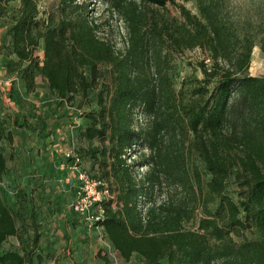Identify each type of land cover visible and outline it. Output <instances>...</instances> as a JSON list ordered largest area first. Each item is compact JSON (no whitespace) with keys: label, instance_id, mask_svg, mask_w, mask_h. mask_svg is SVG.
Masks as SVG:
<instances>
[{"label":"trees","instance_id":"obj_1","mask_svg":"<svg viewBox=\"0 0 264 264\" xmlns=\"http://www.w3.org/2000/svg\"><path fill=\"white\" fill-rule=\"evenodd\" d=\"M9 1L0 0V17L14 8L0 49L15 56L7 62L19 68L25 90L39 75L60 100L93 91L95 106L79 112L88 144L76 154L108 191L96 224L114 253L140 264H264V76L248 71L251 21L233 15L226 0H196L195 13L178 0H101L125 30L116 48L99 35L90 0H44V9L40 0ZM195 48L209 63L198 61L200 76H184L177 87L175 55ZM6 173L0 150V178ZM18 216L0 197V245L18 234ZM38 240L34 231L30 250L0 251V264H33Z\"/></svg>","mask_w":264,"mask_h":264},{"label":"rangeland","instance_id":"obj_2","mask_svg":"<svg viewBox=\"0 0 264 264\" xmlns=\"http://www.w3.org/2000/svg\"><path fill=\"white\" fill-rule=\"evenodd\" d=\"M17 2L9 1L12 7ZM45 2L40 0V8H45ZM178 3L196 12V0H178ZM226 4L233 15L251 21L255 45L248 71L251 75L264 76V50L260 48L264 42V0H226ZM89 7L92 15L102 21L99 35L113 42L116 48H122L125 34L122 22L115 15L109 16L101 0H90ZM167 8L172 14H178L171 4ZM13 14L14 8L0 17V40ZM35 55L42 58L41 44L36 48ZM12 58L15 56L0 49V116L8 132V137L0 141V150L7 164V173L0 178V197L13 204L19 214L18 234L8 237L0 245V251L30 250L35 231L39 234V240L37 246L33 247V264H140L135 257L130 262L119 258L102 228H87L76 216L67 212L77 175L71 157L65 154L72 147L77 153L78 149L88 144L78 133L86 123L79 112L95 106L93 91L86 98L74 94L71 98L60 100L48 88L45 80L37 75L35 89L27 92L19 68L7 62ZM203 58L209 63L206 52L200 48L175 55L177 87L184 76H200L195 66ZM99 68L101 78L109 82L108 70L103 65ZM15 119L22 126H17ZM199 165L204 178L209 180L204 163L200 162ZM77 168L95 179L93 175L96 172L88 161L79 160ZM141 170H145V167ZM236 190V184L230 179L228 193L236 198ZM244 234L258 238L254 229H247Z\"/></svg>","mask_w":264,"mask_h":264},{"label":"built area","instance_id":"obj_3","mask_svg":"<svg viewBox=\"0 0 264 264\" xmlns=\"http://www.w3.org/2000/svg\"><path fill=\"white\" fill-rule=\"evenodd\" d=\"M130 153V149H127V154ZM65 155L71 157L77 175V183L68 208L77 214L88 228H101L96 224L104 214L100 201L109 197L108 191L99 187L101 184L99 180L89 177L84 170L77 168L79 158L73 147Z\"/></svg>","mask_w":264,"mask_h":264},{"label":"crops","instance_id":"obj_4","mask_svg":"<svg viewBox=\"0 0 264 264\" xmlns=\"http://www.w3.org/2000/svg\"><path fill=\"white\" fill-rule=\"evenodd\" d=\"M69 205V204H68Z\"/></svg>","mask_w":264,"mask_h":264}]
</instances>
